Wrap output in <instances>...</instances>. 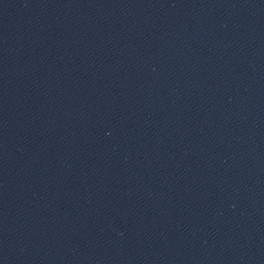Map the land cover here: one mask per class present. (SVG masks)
I'll return each mask as SVG.
<instances>
[{"label":"water","instance_id":"1","mask_svg":"<svg viewBox=\"0 0 264 264\" xmlns=\"http://www.w3.org/2000/svg\"><path fill=\"white\" fill-rule=\"evenodd\" d=\"M0 264H264V0H0Z\"/></svg>","mask_w":264,"mask_h":264}]
</instances>
